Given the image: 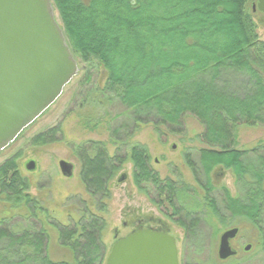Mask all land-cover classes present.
I'll return each mask as SVG.
<instances>
[{"label": "trees", "instance_id": "16d2710c", "mask_svg": "<svg viewBox=\"0 0 264 264\" xmlns=\"http://www.w3.org/2000/svg\"><path fill=\"white\" fill-rule=\"evenodd\" d=\"M51 1L72 54L81 63L103 67L104 92L123 107L117 116L124 114L132 125L151 122L177 131L183 118L193 115L203 125L201 141L209 147L200 149L195 160L186 155V162L193 173L201 172V188L208 195L204 206L224 225L232 217L245 219L249 251L264 255V141L251 150L233 148L237 125L264 127V13H253L255 0ZM127 124L121 122L115 132ZM58 132L53 126L31 142L52 143ZM130 149L135 185L152 180L171 187V194V181L154 177L146 148ZM95 151L79 154L80 173L87 192L99 200L123 160L101 146ZM227 169L241 194L232 196L223 187L219 204L211 193L218 189L217 173ZM28 184L16 156L1 162L4 204L36 209ZM90 215L58 226L59 243L73 254L70 261L49 259L44 229L33 223L17 229L0 219V264H102L106 252L99 233L105 223ZM187 226L193 238L202 230ZM189 248L197 251L196 244Z\"/></svg>", "mask_w": 264, "mask_h": 264}, {"label": "rangeland", "instance_id": "374dc122", "mask_svg": "<svg viewBox=\"0 0 264 264\" xmlns=\"http://www.w3.org/2000/svg\"><path fill=\"white\" fill-rule=\"evenodd\" d=\"M55 14L61 26L56 10ZM74 58L79 69L64 86L62 94L0 151V164L16 156L19 174L29 183L28 191L34 204L37 203L36 209L29 204L13 207L0 200V219L5 217L17 229L32 223L35 228L44 229L48 238L47 256L53 261L73 259L71 250L59 243L58 226L78 223L81 217L91 214L104 220L105 227L99 236L106 254L117 239L138 228L148 227L151 230L167 229L175 237L179 264H264L263 252L243 250L249 235V224L245 219L232 217L224 225L204 206L208 195L206 189L201 188L204 181L201 172L193 173L186 162V155L192 156L187 160H195L200 149L209 147L201 141L203 125L193 115H186L183 127L177 131L151 122L130 124L131 120L124 114L117 116L123 107L116 101V96L104 92L103 67L94 61L86 64ZM92 65L94 67L89 68ZM121 122H128L126 128L115 132ZM53 126H57L59 132L52 143L35 145L31 142L35 135ZM234 133V149L251 150L264 141V127L260 124L237 125ZM135 145L146 148L150 168L156 172H153L154 177L159 181H171V194V187L165 184L161 188L152 180L141 187L135 185L129 158L130 148ZM98 146L109 156L119 155L123 160L109 180L106 197L99 200L87 192L82 182L79 159V154H94ZM59 160L73 164L72 176L65 177L60 173ZM123 174L126 176L120 178ZM223 177L217 179L218 189L211 193L219 204L223 187L232 196L241 194L228 169ZM182 208L199 214L200 219L193 227L202 230H196L195 238L190 237L176 220L182 216ZM231 228L241 229L229 238L235 253L221 258L217 252L219 239ZM191 244H196L197 251L189 248Z\"/></svg>", "mask_w": 264, "mask_h": 264}, {"label": "water", "instance_id": "95a60500", "mask_svg": "<svg viewBox=\"0 0 264 264\" xmlns=\"http://www.w3.org/2000/svg\"><path fill=\"white\" fill-rule=\"evenodd\" d=\"M252 10L264 13V0ZM78 69L51 0H0V151L57 100ZM58 163L63 176L73 174L72 163ZM237 232L221 235L219 257L235 253L229 238ZM104 264H179L177 243L167 232L136 230L112 243Z\"/></svg>", "mask_w": 264, "mask_h": 264}, {"label": "flooded vegetation", "instance_id": "af4514ba", "mask_svg": "<svg viewBox=\"0 0 264 264\" xmlns=\"http://www.w3.org/2000/svg\"><path fill=\"white\" fill-rule=\"evenodd\" d=\"M132 162V161H131ZM132 166H133V163H132ZM226 173H227V170H226V172H219V173H217V175H218V178L220 179V176L221 177H223V176H225L226 175ZM223 178H225V177H223ZM180 211H182V216L181 217H179L178 219H176V220H179V221H177L178 223H180V224H182V225H185V224H187V225H191V226H194V225H196V222H198L197 220H199L200 218H199V214L198 213H195V212H193V211H191V210H188V209H185L184 210V208H182V209H180ZM177 213V212H176ZM166 224V223H165ZM143 228H148V227H143ZM143 228H138V229H136V230H139V229H143ZM148 229H150V228H148ZM157 231H161V232H167V229H164V230H158V229H156ZM231 241V240H230ZM229 244H230V242H229ZM232 248V247H231Z\"/></svg>", "mask_w": 264, "mask_h": 264}, {"label": "bare ground", "instance_id": "6f19581e", "mask_svg": "<svg viewBox=\"0 0 264 264\" xmlns=\"http://www.w3.org/2000/svg\"><path fill=\"white\" fill-rule=\"evenodd\" d=\"M256 1V0H255Z\"/></svg>", "mask_w": 264, "mask_h": 264}]
</instances>
